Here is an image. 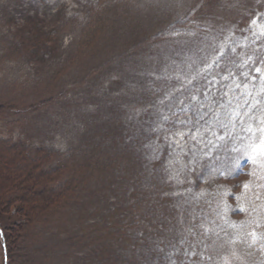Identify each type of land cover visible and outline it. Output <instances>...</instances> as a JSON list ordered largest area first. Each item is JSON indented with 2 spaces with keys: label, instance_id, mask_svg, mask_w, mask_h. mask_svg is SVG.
Here are the masks:
<instances>
[{
  "label": "rangeland",
  "instance_id": "obj_1",
  "mask_svg": "<svg viewBox=\"0 0 264 264\" xmlns=\"http://www.w3.org/2000/svg\"><path fill=\"white\" fill-rule=\"evenodd\" d=\"M193 15L204 36L155 38ZM247 172L263 189L264 0H0V264H252L199 208Z\"/></svg>",
  "mask_w": 264,
  "mask_h": 264
},
{
  "label": "trees",
  "instance_id": "obj_2",
  "mask_svg": "<svg viewBox=\"0 0 264 264\" xmlns=\"http://www.w3.org/2000/svg\"><path fill=\"white\" fill-rule=\"evenodd\" d=\"M193 19H194V15L193 17L190 16L188 18H186V16L182 17L181 19H179V22L177 23L176 27H174L173 29L170 28L161 29V31L155 34V38L159 39V38L173 37L176 39L179 35H194L197 33L204 36L205 34L204 28L200 29L201 26H199L198 22H196V20ZM211 23H214V21H211ZM100 161H103L105 163L106 158H104L103 156L91 155L90 158H88V160H86L85 163L81 165V167L79 166V164L76 165L77 167L76 172L71 173V178L72 179L75 178V179L72 181L69 179L68 182L69 184L64 190L63 189L61 190V195L63 197L66 196L68 198L69 196L72 195L74 190L76 191V194H78L81 184L85 182V178H82L81 180L78 179L81 178L85 170H89L91 171V173L94 172V174L99 173L104 168V165ZM98 167L100 168L98 169ZM107 167L108 165H105V168ZM40 169L41 167L38 166V171L40 173L37 175L36 178H38L39 176L43 178V176L47 174L46 172L42 173ZM68 170L69 168L67 169V171ZM52 171L56 172V170H52ZM47 181L49 180L40 179L39 185L41 184L42 186L46 185L48 183ZM28 189L34 192L35 194L34 196L36 197V199H38L37 200L38 206L40 204H42L44 207L45 205L46 206L48 205V207L51 206L50 203L51 200L48 197H43L42 195H39L38 192L35 193L36 190L33 189L31 185H29ZM263 189L261 188L259 183L256 182L248 172L245 175V177L242 176L240 178V183H235L225 178L223 179L222 182L219 183L216 189H213V194L208 199L203 200L201 202V205L199 207L201 208V213H207L205 218L211 219L212 221L209 222L210 226L208 227V231L206 230L207 231L206 238L210 242L221 243V245L224 244L233 245L235 248L239 247V245L237 244H241L245 242L244 245H246V248H249L252 251V255H253L252 264H264V190ZM25 199L26 198H23V200ZM20 200H22V197H20ZM67 201H70V199H67ZM43 203H45V205ZM208 211H210V213ZM193 223L198 224L199 217H195ZM124 225L125 223H122L121 226H119V228L122 229ZM251 227H255L259 229L261 236L260 238L257 239L254 245L251 244L247 245L245 237L246 235H248V230ZM113 228L116 229L115 226H112L111 229ZM111 229L110 231L107 232V235L110 236L108 238H110L111 240H116L113 238H117V237L111 235L113 231ZM119 230H117L118 234H119ZM102 235L103 234H100V236ZM108 238H106V240ZM117 239H120V237ZM122 241H124V239ZM238 241L241 242L237 243ZM235 251L236 250L230 252L229 257L231 258H228V260L226 259L227 257L225 259H221L219 256H216L214 260L220 259L222 261L221 264H231V263L233 264L234 261L233 254ZM135 264H141V263L138 260V262H136Z\"/></svg>",
  "mask_w": 264,
  "mask_h": 264
}]
</instances>
